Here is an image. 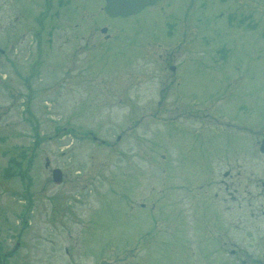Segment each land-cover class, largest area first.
Instances as JSON below:
<instances>
[{
	"label": "rangeland",
	"instance_id": "374dc122",
	"mask_svg": "<svg viewBox=\"0 0 264 264\" xmlns=\"http://www.w3.org/2000/svg\"><path fill=\"white\" fill-rule=\"evenodd\" d=\"M50 1L0 0V264H264V0Z\"/></svg>",
	"mask_w": 264,
	"mask_h": 264
},
{
	"label": "water",
	"instance_id": "95a60500",
	"mask_svg": "<svg viewBox=\"0 0 264 264\" xmlns=\"http://www.w3.org/2000/svg\"><path fill=\"white\" fill-rule=\"evenodd\" d=\"M157 0H106L105 11L112 17L129 16L138 13L146 5L155 3ZM106 31L105 29H103ZM261 151L264 152V138L261 143ZM48 165V164H47ZM53 179L56 183H61L63 173L61 169L53 170Z\"/></svg>",
	"mask_w": 264,
	"mask_h": 264
},
{
	"label": "flooded vegetation",
	"instance_id": "af4514ba",
	"mask_svg": "<svg viewBox=\"0 0 264 264\" xmlns=\"http://www.w3.org/2000/svg\"><path fill=\"white\" fill-rule=\"evenodd\" d=\"M160 1H162V0H160ZM80 2L82 3V0H80ZM159 2V1H158ZM105 37H106V39H110V38H113V36H110V34H108V33H105ZM172 68H173V70H175V66H172ZM177 84H180V82L179 83H177ZM162 86L164 87V88H162L163 90L165 89V83L164 82H162ZM184 86L185 87H187V90H188V88L190 89V87L187 85V82L184 84ZM185 90V89H184ZM185 92V91H184Z\"/></svg>",
	"mask_w": 264,
	"mask_h": 264
},
{
	"label": "trees",
	"instance_id": "16d2710c",
	"mask_svg": "<svg viewBox=\"0 0 264 264\" xmlns=\"http://www.w3.org/2000/svg\"><path fill=\"white\" fill-rule=\"evenodd\" d=\"M13 161H15V160H13ZM16 162V161H15ZM17 165L19 166L20 164L19 163H17ZM24 176V175H23Z\"/></svg>",
	"mask_w": 264,
	"mask_h": 264
}]
</instances>
